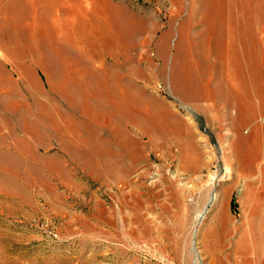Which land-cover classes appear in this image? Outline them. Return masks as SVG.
I'll return each mask as SVG.
<instances>
[{"label":"rangeland","instance_id":"374dc122","mask_svg":"<svg viewBox=\"0 0 264 264\" xmlns=\"http://www.w3.org/2000/svg\"><path fill=\"white\" fill-rule=\"evenodd\" d=\"M262 120L264 0H0V264H264Z\"/></svg>","mask_w":264,"mask_h":264},{"label":"crops","instance_id":"0c3cea01","mask_svg":"<svg viewBox=\"0 0 264 264\" xmlns=\"http://www.w3.org/2000/svg\"><path fill=\"white\" fill-rule=\"evenodd\" d=\"M243 38V40L245 41H242V44L240 43V53L241 55H247V57L249 58V56H251V46L249 45V43L252 42V38H253V31L251 28H249V25H248V21H247V24L246 26H244L241 30V34L238 36V38ZM236 37H232V36H229L227 38V40L223 43V45H221L220 47V57H221V62H222V66H223V72L228 75L229 77H233L237 74H241L244 75V70H242V66L239 64L238 60H237V51H236V48L234 46V44L232 42H234V39ZM245 43V44H244ZM250 60V63H251V59L249 58ZM199 61H200V64H199V68L200 66L202 67V63L203 62L205 64V67H206V63H205V59L202 55V52H199ZM252 64V63H251ZM64 67V66H63ZM60 70H63V69H60ZM64 71H60V73H63ZM94 81V80H93ZM99 81H97V83L94 81L92 86H101L103 87V89H107L108 86L105 88V85H102V84H98ZM253 86V85H252ZM121 88H125V87H121ZM115 92H119L120 88L118 87V85H116L115 87L112 88ZM252 91H253V87H252ZM114 93V92H113ZM116 96L117 99H119L120 97V94L116 93L114 94ZM135 97V91L133 92V98ZM201 104H204V102H202ZM250 106V108L254 107L255 105V108L256 109H259L261 108L262 106V103L261 102H255V104L252 105V103H248ZM203 108V107H202ZM201 114L205 115L204 113H202L200 111ZM209 116H207L208 118ZM262 140H263V135H262Z\"/></svg>","mask_w":264,"mask_h":264},{"label":"built area","instance_id":"2783aa9c","mask_svg":"<svg viewBox=\"0 0 264 264\" xmlns=\"http://www.w3.org/2000/svg\"><path fill=\"white\" fill-rule=\"evenodd\" d=\"M264 120H262V122H263Z\"/></svg>","mask_w":264,"mask_h":264},{"label":"trees","instance_id":"16d2710c","mask_svg":"<svg viewBox=\"0 0 264 264\" xmlns=\"http://www.w3.org/2000/svg\"><path fill=\"white\" fill-rule=\"evenodd\" d=\"M232 202V201H231Z\"/></svg>","mask_w":264,"mask_h":264}]
</instances>
